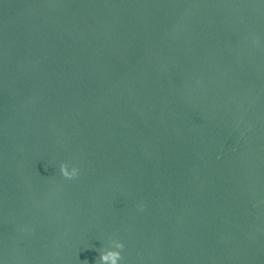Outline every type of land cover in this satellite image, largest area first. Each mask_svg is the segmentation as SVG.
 <instances>
[{"label": "water", "instance_id": "1", "mask_svg": "<svg viewBox=\"0 0 264 264\" xmlns=\"http://www.w3.org/2000/svg\"><path fill=\"white\" fill-rule=\"evenodd\" d=\"M113 241L264 264V0H0V264Z\"/></svg>", "mask_w": 264, "mask_h": 264}, {"label": "clouds", "instance_id": "2", "mask_svg": "<svg viewBox=\"0 0 264 264\" xmlns=\"http://www.w3.org/2000/svg\"><path fill=\"white\" fill-rule=\"evenodd\" d=\"M60 172L65 179H74L79 174V169L72 167L69 171V165L67 163H62L60 165ZM112 248L117 250H104L100 255V264H119L123 259L121 252L124 248V244L118 241L112 242Z\"/></svg>", "mask_w": 264, "mask_h": 264}]
</instances>
